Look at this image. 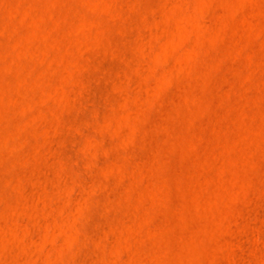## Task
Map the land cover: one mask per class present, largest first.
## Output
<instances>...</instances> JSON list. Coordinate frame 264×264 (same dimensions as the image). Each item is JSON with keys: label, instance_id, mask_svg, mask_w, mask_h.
Instances as JSON below:
<instances>
[{"label": "rangeland", "instance_id": "rangeland-1", "mask_svg": "<svg viewBox=\"0 0 264 264\" xmlns=\"http://www.w3.org/2000/svg\"><path fill=\"white\" fill-rule=\"evenodd\" d=\"M0 264H264V0H0Z\"/></svg>", "mask_w": 264, "mask_h": 264}]
</instances>
